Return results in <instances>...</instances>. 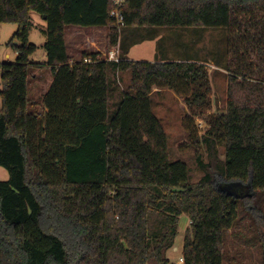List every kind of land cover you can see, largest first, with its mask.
Returning <instances> with one entry per match:
<instances>
[{"label": "trees", "instance_id": "16d2710c", "mask_svg": "<svg viewBox=\"0 0 264 264\" xmlns=\"http://www.w3.org/2000/svg\"><path fill=\"white\" fill-rule=\"evenodd\" d=\"M113 9V0H0V24L18 25L9 43L17 60L0 64V167L9 174L0 182V264H170L183 215L184 264H249L231 236L249 217L262 232L241 241L264 243V0H126L121 8L122 27L230 32L227 108L218 115H209L203 64L130 61L122 50L118 62L70 56L69 28H103L107 48L120 46ZM32 13L46 18L47 63L32 62ZM44 68L53 82L30 99ZM124 73L130 84L111 119L109 77ZM154 89L183 100L190 138L195 119L206 124L201 138L194 133L204 174L196 184L184 162L170 161Z\"/></svg>", "mask_w": 264, "mask_h": 264}, {"label": "rangeland", "instance_id": "374dc122", "mask_svg": "<svg viewBox=\"0 0 264 264\" xmlns=\"http://www.w3.org/2000/svg\"><path fill=\"white\" fill-rule=\"evenodd\" d=\"M33 27L29 35V42L38 47L36 53L32 56L34 63H47L46 53L43 46L46 42L44 34L46 22L38 14L31 15ZM18 30V25L14 23L0 24V64H13L17 60V54L11 46L10 41ZM230 32L220 28H134L122 27L120 30V46L112 49L107 48L106 31L103 29L92 30H67L66 41L68 51L75 60H81V55L86 52L89 54L100 53L102 59H108L110 53L118 50V57L122 53L130 61L136 62H156L160 60L195 62L205 65L210 76L212 88L211 100L212 108L209 115H218L224 113L227 108L228 88L230 76L225 71L224 65L229 59L228 41ZM121 48V49H120ZM122 50V53H121ZM106 54V56H105ZM255 63L256 61L253 60ZM37 80L31 82L29 88V98L38 99L42 97L43 91L50 88L53 82V74L47 69H37ZM131 76L129 73L110 75L109 83L111 85L112 101L109 107V116L112 119L119 107L122 92L130 84ZM1 90V76H0ZM154 89L152 97V111L159 119L167 135L168 153L170 161L184 162L189 170L190 182L198 183L204 176L199 169L196 161V147L194 133L201 138L205 133V122L202 119H195L193 125L192 137L183 126V118L188 114V108L183 100L168 90ZM46 91V92H47ZM1 106V99H0ZM219 157L224 159L225 147L218 146ZM203 158V162H209L208 152L204 145H200L198 150ZM9 180L8 172L0 167V182ZM224 184L220 185L223 189ZM241 190L245 191L244 188ZM235 193V190L233 191ZM246 216L240 214V218ZM244 220L233 233L238 236H231L234 248H239L243 253L245 261L249 264H261L264 252L263 245L259 242H251L244 245L241 241L242 236L247 239L255 237L262 230L252 223L249 217ZM189 227V219L183 215L178 224V238L175 241V248L167 254L170 258V264H178L182 255L181 244L184 243V235ZM240 237V238H238ZM183 248V245H182Z\"/></svg>", "mask_w": 264, "mask_h": 264}, {"label": "built area", "instance_id": "2783aa9c", "mask_svg": "<svg viewBox=\"0 0 264 264\" xmlns=\"http://www.w3.org/2000/svg\"><path fill=\"white\" fill-rule=\"evenodd\" d=\"M126 0H113V6L114 9L111 12V17L114 18L120 27H122L124 25V17L121 13V8L124 5ZM106 56V54H105ZM109 62H118L119 61V57H118V50H114L110 53L108 59H106ZM84 63L86 64H91L92 63V59L91 58H85L84 59ZM178 264H184V259L181 258L179 259V263Z\"/></svg>", "mask_w": 264, "mask_h": 264}, {"label": "crops", "instance_id": "0c3cea01", "mask_svg": "<svg viewBox=\"0 0 264 264\" xmlns=\"http://www.w3.org/2000/svg\"><path fill=\"white\" fill-rule=\"evenodd\" d=\"M81 30V28H69V30ZM92 29H103V28H89V29H86V30H92ZM68 30V29H67ZM82 30H84V29H82ZM103 30H105V29H103ZM106 31V30H105ZM106 36H107V31H106ZM68 47V46H67ZM37 79H34V81H36ZM46 91L47 90H44L43 91V94H42V96L44 95V94H46ZM158 91V90H157ZM2 104V103H1ZM0 109H1V106H0ZM189 225H190V223H189ZM178 238V237H177ZM182 245H183V243L181 244V250H180V252H182ZM174 248H175V246H174ZM173 248V249H174ZM173 249H171V250H173ZM170 250V251H171ZM170 251L168 252V254L170 253ZM182 258V255L180 256V259ZM169 260H171L170 258H169Z\"/></svg>", "mask_w": 264, "mask_h": 264}, {"label": "water", "instance_id": "95a60500", "mask_svg": "<svg viewBox=\"0 0 264 264\" xmlns=\"http://www.w3.org/2000/svg\"><path fill=\"white\" fill-rule=\"evenodd\" d=\"M43 20L45 21V20H46V18H45V17H43Z\"/></svg>", "mask_w": 264, "mask_h": 264}]
</instances>
